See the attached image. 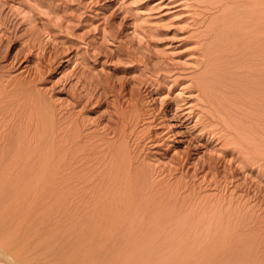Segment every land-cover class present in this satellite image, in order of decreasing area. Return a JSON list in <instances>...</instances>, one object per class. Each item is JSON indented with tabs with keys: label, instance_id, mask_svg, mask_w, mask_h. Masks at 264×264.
I'll return each mask as SVG.
<instances>
[{
	"label": "rangeland",
	"instance_id": "rangeland-1",
	"mask_svg": "<svg viewBox=\"0 0 264 264\" xmlns=\"http://www.w3.org/2000/svg\"><path fill=\"white\" fill-rule=\"evenodd\" d=\"M0 264H264V0H0Z\"/></svg>",
	"mask_w": 264,
	"mask_h": 264
}]
</instances>
